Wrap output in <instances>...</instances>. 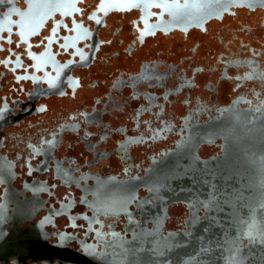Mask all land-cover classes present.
<instances>
[{
    "label": "flooded vegetation",
    "instance_id": "1",
    "mask_svg": "<svg viewBox=\"0 0 264 264\" xmlns=\"http://www.w3.org/2000/svg\"><path fill=\"white\" fill-rule=\"evenodd\" d=\"M170 1L0 0V181L66 195L73 210L51 226L73 250L127 222L78 204L79 179L148 178L200 135L198 156L219 158L224 128L264 147V7L178 27ZM169 214L167 228L185 226V204Z\"/></svg>",
    "mask_w": 264,
    "mask_h": 264
},
{
    "label": "water",
    "instance_id": "2",
    "mask_svg": "<svg viewBox=\"0 0 264 264\" xmlns=\"http://www.w3.org/2000/svg\"><path fill=\"white\" fill-rule=\"evenodd\" d=\"M168 3L178 27L204 23L235 7H264V0ZM224 130L226 148L219 158L198 156L197 144L209 140L200 135L193 147L157 163L148 178L79 179L84 192L78 204L95 216L123 215L127 222L124 232L96 231L95 242L78 240V250L70 247L71 236L52 231L53 218L73 210L74 203L66 207L62 202L66 195L41 178L25 181L23 192L15 189L16 179L1 180L0 264H264V237L244 234L249 225L264 232L263 142L248 137V144L244 136ZM200 170L204 174L198 178ZM175 203L185 204L188 216L184 227L170 229L169 208Z\"/></svg>",
    "mask_w": 264,
    "mask_h": 264
},
{
    "label": "snow or ice",
    "instance_id": "3",
    "mask_svg": "<svg viewBox=\"0 0 264 264\" xmlns=\"http://www.w3.org/2000/svg\"><path fill=\"white\" fill-rule=\"evenodd\" d=\"M113 2H117V0H113ZM244 234L250 238H255L256 236L264 237V232H258L254 225H249L248 230Z\"/></svg>",
    "mask_w": 264,
    "mask_h": 264
}]
</instances>
